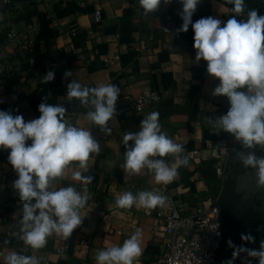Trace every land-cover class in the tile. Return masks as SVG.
Segmentation results:
<instances>
[{"label": "crops", "instance_id": "0c3cea01", "mask_svg": "<svg viewBox=\"0 0 264 264\" xmlns=\"http://www.w3.org/2000/svg\"><path fill=\"white\" fill-rule=\"evenodd\" d=\"M245 4V13L238 19H246L250 9L264 15V0H245ZM231 8L224 0H200L192 20L212 16L226 22L233 15ZM96 10L102 12L100 22L94 18ZM181 11L179 0L162 3L158 11L148 15L139 0H0V67L14 74L13 78L0 75V110L31 121L38 118L41 102L63 105L66 118L90 130L101 145L100 153L90 156L88 172L73 162L56 184L57 188L74 186L82 192L84 186L71 179V171L93 177L87 186L91 199L80 210L82 224L67 239L53 234L38 250L13 235L19 232L22 203L13 188L18 177L8 162L10 150L0 149V252L34 255L40 264H96L98 250L122 245L139 228L143 254L134 264H157L165 248L158 212L168 215L178 208L194 213L198 208H209V190L220 189L213 188L219 181L213 148L228 144L234 136L213 128L205 118L215 120L226 114L230 105L226 97L212 95L219 80L207 73L206 62L195 61L191 25L187 32L177 31L183 23ZM11 32L17 33L15 42L8 41ZM50 70L55 72L54 81L41 83ZM66 70L72 72L68 79L63 76ZM71 80L90 88L101 83L120 87L116 116L108 124L110 135L86 119L89 109L78 100H68L67 84ZM150 89L161 95L153 106L159 113L161 131L184 147L179 157L170 154L163 158L178 172L167 185L157 184L147 169L132 176L123 169V135L138 131L147 115L135 113L130 101ZM44 97L47 99L42 100ZM236 142L238 151L230 158L232 170L223 188L230 193L227 201L236 206V212L231 211L230 240L237 246L259 249L264 240V189L257 185V170L245 168L238 153L252 152L261 158L264 148L257 145L248 149ZM195 150L199 153L194 154ZM184 156L189 159L187 166L179 163ZM142 190H159L168 198L166 205L151 210V214L135 206L122 209L116 205L115 198L123 191L135 194ZM3 217L8 220L3 221ZM242 233H250L255 242L242 241ZM59 246L65 251L58 252ZM20 247L29 250L22 252ZM232 251L228 244L224 250L220 248L217 261L230 259ZM249 261L258 264L257 259L241 252L234 264ZM0 264H4L3 255Z\"/></svg>", "mask_w": 264, "mask_h": 264}, {"label": "clouds", "instance_id": "9594fccd", "mask_svg": "<svg viewBox=\"0 0 264 264\" xmlns=\"http://www.w3.org/2000/svg\"><path fill=\"white\" fill-rule=\"evenodd\" d=\"M171 2L139 0V6L148 15L158 11L162 3ZM179 2L182 4L179 15L183 23L177 31L187 32L191 25L195 61L206 62L207 73L219 80L212 95L226 97L230 105L226 114L215 120L205 118V122L232 134L244 148L252 149L257 145L264 148V15L250 9L246 19H238L245 13V0H224L232 5L230 11L233 13L226 22L212 16L193 22L200 0ZM63 76L68 79L72 72L66 70ZM54 79L55 72L50 70L42 77L41 83L48 84ZM120 92V87L112 83L90 88L71 80L67 84L66 97L70 102L78 100L89 109L86 119L110 135L108 124L116 116ZM38 111V118L25 121L22 115L0 110V149L10 150L8 162L18 177L13 188L22 203L19 232L13 235L33 250L45 247L53 234L69 238L82 224L80 210L91 199L87 186L92 184L93 177L79 170L71 171V179L84 186L82 192L74 186L57 188L56 184L65 177L73 162H78L75 167L88 172L90 156L101 151L100 143L90 130L75 126L66 118L67 109L63 105L41 102ZM122 143L126 149L123 165L126 175H138L147 169L154 174L155 182L163 185L171 183L177 176V169L163 158L170 154L179 157L184 147L161 131L158 112L147 114L138 131L125 132ZM238 156L245 168L257 170V185L264 189V157L258 158L252 152H241ZM179 163L187 166L188 157L184 156ZM167 199L159 190H142L135 194L123 191L115 198V203L122 209L135 206L149 213L157 207L163 208ZM142 240V230L137 228L122 245L98 250L96 264H134L143 254ZM241 240L255 242L250 233H242ZM227 244L233 249L232 257L222 264H234L241 252L257 259L258 264H264V240L260 242L259 249H248L243 244L237 246L230 239ZM0 255H3L4 264H40L34 255L16 251L6 255L0 252Z\"/></svg>", "mask_w": 264, "mask_h": 264}, {"label": "built area", "instance_id": "2783aa9c", "mask_svg": "<svg viewBox=\"0 0 264 264\" xmlns=\"http://www.w3.org/2000/svg\"><path fill=\"white\" fill-rule=\"evenodd\" d=\"M6 1L9 2L10 0ZM93 15L98 22L103 18L100 10L94 11ZM16 40V32L8 34L9 42H15ZM0 75H5L8 78L14 77L12 72H5L4 67H0ZM160 100V93L150 89L132 98L130 105L135 113L149 114L153 112V106ZM37 116H40L38 107ZM27 143L30 144L31 141ZM237 151L238 146L234 137L228 144L213 148L212 153L216 160L215 170L219 177L220 189L217 192H210L209 190L207 200L210 206L208 209L198 208L194 213H185L178 208H173L168 215L158 212L157 219L159 225L163 227L165 248L163 258L157 264L215 263L217 253L223 243L220 199L224 183L232 170L230 158ZM193 153L198 154L199 150H195ZM151 213L150 211L147 214ZM7 220V217H3V221ZM217 232H219V235H217ZM19 250L27 252L29 248L20 247ZM57 251L64 252L65 247L59 246Z\"/></svg>", "mask_w": 264, "mask_h": 264}, {"label": "water", "instance_id": "95a60500", "mask_svg": "<svg viewBox=\"0 0 264 264\" xmlns=\"http://www.w3.org/2000/svg\"><path fill=\"white\" fill-rule=\"evenodd\" d=\"M230 196L229 191L226 189L220 199L221 211H222V230H223V243L221 250H224L227 246V241L230 239V226H231V211L236 212V206H232L227 201V197ZM240 220L243 219L242 215H239ZM223 261H217V256L214 264H222Z\"/></svg>", "mask_w": 264, "mask_h": 264}, {"label": "trees", "instance_id": "16d2710c", "mask_svg": "<svg viewBox=\"0 0 264 264\" xmlns=\"http://www.w3.org/2000/svg\"><path fill=\"white\" fill-rule=\"evenodd\" d=\"M230 173H231V172H230ZM219 187H220V183H219V181H218V183L216 184V186H214L213 188H214V190H218Z\"/></svg>", "mask_w": 264, "mask_h": 264}]
</instances>
